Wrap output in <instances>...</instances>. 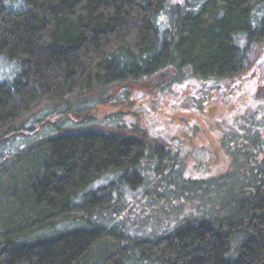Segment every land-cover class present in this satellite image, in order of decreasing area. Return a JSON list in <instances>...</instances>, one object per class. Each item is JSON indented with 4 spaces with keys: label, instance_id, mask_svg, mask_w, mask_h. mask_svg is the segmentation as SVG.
Returning <instances> with one entry per match:
<instances>
[{
    "label": "trees",
    "instance_id": "obj_1",
    "mask_svg": "<svg viewBox=\"0 0 264 264\" xmlns=\"http://www.w3.org/2000/svg\"><path fill=\"white\" fill-rule=\"evenodd\" d=\"M172 1L0 0V58L17 65L0 76V264L264 259V157L250 181L232 188L229 208L136 235L130 245L126 226L97 217L122 204L124 187L145 186L143 161L160 174L163 160L173 166L177 157L137 125L139 134L106 129L80 108L151 76L237 74L249 47L264 40V0ZM18 133L23 145L2 150Z\"/></svg>",
    "mask_w": 264,
    "mask_h": 264
},
{
    "label": "rangeland",
    "instance_id": "obj_2",
    "mask_svg": "<svg viewBox=\"0 0 264 264\" xmlns=\"http://www.w3.org/2000/svg\"><path fill=\"white\" fill-rule=\"evenodd\" d=\"M16 69L15 63L0 58L2 78ZM166 80L151 76L127 85L128 91L116 86L108 101L77 112L106 129L139 134L137 125L163 150L172 154L178 149L179 158L173 166L170 158L163 160L160 174L153 170L156 162L143 161V191L138 188L133 193L124 187L119 196L122 204L98 213L101 220L128 228L125 246L136 235L160 234L210 208H229V199L235 197L232 188L250 181L254 165L264 157V40L249 47L237 74ZM39 128L41 133L49 129ZM24 138L20 133L8 137L1 149L22 146ZM110 179L106 175L92 185Z\"/></svg>",
    "mask_w": 264,
    "mask_h": 264
},
{
    "label": "flooded vegetation",
    "instance_id": "obj_3",
    "mask_svg": "<svg viewBox=\"0 0 264 264\" xmlns=\"http://www.w3.org/2000/svg\"><path fill=\"white\" fill-rule=\"evenodd\" d=\"M170 153V151H169ZM171 154V153H170ZM172 154H175L177 158H179V152H178V149H175V151H173ZM174 164V163H173ZM255 166V165H254Z\"/></svg>",
    "mask_w": 264,
    "mask_h": 264
},
{
    "label": "water",
    "instance_id": "obj_4",
    "mask_svg": "<svg viewBox=\"0 0 264 264\" xmlns=\"http://www.w3.org/2000/svg\"><path fill=\"white\" fill-rule=\"evenodd\" d=\"M259 264H264V259Z\"/></svg>",
    "mask_w": 264,
    "mask_h": 264
}]
</instances>
